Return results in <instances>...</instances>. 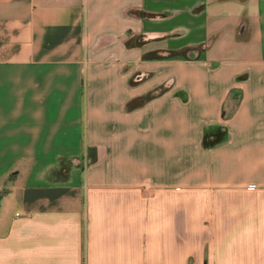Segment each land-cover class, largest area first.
<instances>
[{
  "label": "crops",
  "instance_id": "1",
  "mask_svg": "<svg viewBox=\"0 0 264 264\" xmlns=\"http://www.w3.org/2000/svg\"><path fill=\"white\" fill-rule=\"evenodd\" d=\"M0 264H264V0H0Z\"/></svg>",
  "mask_w": 264,
  "mask_h": 264
},
{
  "label": "rangeland",
  "instance_id": "2",
  "mask_svg": "<svg viewBox=\"0 0 264 264\" xmlns=\"http://www.w3.org/2000/svg\"><path fill=\"white\" fill-rule=\"evenodd\" d=\"M215 194H216V195H217V194L219 195L220 193H215ZM229 194H231V195H232V193H229Z\"/></svg>",
  "mask_w": 264,
  "mask_h": 264
}]
</instances>
